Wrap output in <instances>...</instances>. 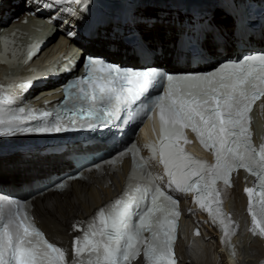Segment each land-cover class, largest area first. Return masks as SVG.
Masks as SVG:
<instances>
[{
	"label": "snow or ice",
	"instance_id": "1",
	"mask_svg": "<svg viewBox=\"0 0 264 264\" xmlns=\"http://www.w3.org/2000/svg\"><path fill=\"white\" fill-rule=\"evenodd\" d=\"M58 2L53 0L54 4ZM71 2L83 4L85 0ZM213 27L208 22L200 35L192 34L197 47L207 40ZM218 38L222 39V34ZM34 54L30 50L28 59ZM87 67V74L73 85L74 92H69L68 99L75 95L80 102L68 113L71 123L75 124L79 116L87 119L90 127L106 126L120 120L126 111L129 120L139 118L142 124L159 109V141L145 147L151 159L163 166L167 189L194 194V202L221 226L222 243L234 252L231 237L235 230L230 231L231 225L226 223L231 218L223 211L217 185L222 182L230 187L232 174L244 169L257 178L254 187L245 188L252 219L250 231L264 237V144L259 149L254 146L250 127L253 106L264 97V54L224 62L204 73L122 69L99 57H89ZM32 82L0 84V137L65 130L59 118L53 127H20L29 120L51 116L49 112L37 116L34 109H29L30 114L24 115L26 109L20 107V115L4 116L5 108L15 104L17 96ZM151 89H159L162 94L147 97ZM137 102L139 107L132 108ZM185 130L194 133L213 153L214 163L185 152L183 144L190 143ZM128 151L134 155L129 183L123 194L99 209L86 227L74 226L82 235L74 239L73 261L66 259L65 249L45 238L24 204L7 200L0 204V264H135L141 256L145 264H176L179 201L156 183L163 176L152 177L145 171L147 162L142 157L137 170L139 149L135 144Z\"/></svg>",
	"mask_w": 264,
	"mask_h": 264
},
{
	"label": "bare ground",
	"instance_id": "2",
	"mask_svg": "<svg viewBox=\"0 0 264 264\" xmlns=\"http://www.w3.org/2000/svg\"><path fill=\"white\" fill-rule=\"evenodd\" d=\"M19 1L20 4L16 2ZM22 0H0V10L9 11L13 13L21 7ZM10 4L12 5L11 7ZM5 5L9 8L5 10ZM2 12V11H1ZM0 12V13H1ZM223 28H226V24L220 23ZM159 29L152 30L150 33H156L159 37ZM59 36V35H58ZM59 39V40H57ZM62 36L55 38L52 36V41L47 46V49L42 52L36 61L43 60L44 58H50L52 54L48 53V50L61 51L68 47V44L75 43L74 40L64 41L61 43ZM165 42V41H164ZM92 43H95L92 42ZM162 47H164L162 43ZM93 50L94 47L90 46ZM100 50V49H99ZM232 48L229 43L226 42L225 46L220 49L222 52L220 56L227 57ZM170 52L168 50L162 51V55ZM22 51L17 50V56L13 59L6 57L10 60V67L0 66V82L5 75H18L19 66L18 61L21 59ZM218 57L217 54H211ZM164 60H167L164 58ZM23 68V67H21ZM26 70V68H25ZM24 70V71H25ZM24 71L22 73H24ZM46 88L41 90H49ZM261 117L260 122H264V109L259 110ZM13 164H3L0 161V178L7 177L9 174H19V170L10 168ZM128 164L125 163L119 172L113 173L106 180L102 182L99 179L90 177L91 184H85L80 182H73L69 186V190L63 195L48 194L43 197L42 200L36 202L37 216L51 238H65L63 228L66 226V222L75 216L82 217L88 215L95 207L104 203L110 199L116 192L119 191L123 184L124 178L127 175ZM242 176L238 175L233 183V188H222V200L225 208L231 215L232 220L238 226L237 234L231 238V244L233 249L222 243L218 238V233L212 231L213 234L207 232L205 225L199 220V217L193 213L185 214L182 221L181 238L179 239L178 251L180 255L181 264H264V244L261 240L257 239L249 231V223L245 217V200L241 194L242 190ZM194 227H198L200 230V236H196ZM139 264V263H136Z\"/></svg>",
	"mask_w": 264,
	"mask_h": 264
},
{
	"label": "rangeland",
	"instance_id": "3",
	"mask_svg": "<svg viewBox=\"0 0 264 264\" xmlns=\"http://www.w3.org/2000/svg\"><path fill=\"white\" fill-rule=\"evenodd\" d=\"M55 38H58L57 35L54 36Z\"/></svg>",
	"mask_w": 264,
	"mask_h": 264
}]
</instances>
